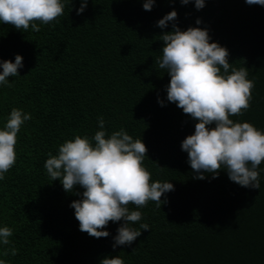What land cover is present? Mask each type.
I'll return each instance as SVG.
<instances>
[{
  "label": "trees",
  "instance_id": "obj_1",
  "mask_svg": "<svg viewBox=\"0 0 264 264\" xmlns=\"http://www.w3.org/2000/svg\"><path fill=\"white\" fill-rule=\"evenodd\" d=\"M61 3L62 16L47 25L35 22L39 32L0 22V62L23 58L19 76L8 78L12 86L0 85V130L12 108L32 117L17 134L16 163L0 180V227L13 229L11 244L0 252L18 249L0 259L100 264L119 256L124 264H264V162L257 169L259 189L230 181L224 169L216 178L194 179L181 142L194 133L196 121L167 101L170 77L156 62L163 47L159 36L171 31L172 22L157 26L165 14L175 10L182 31L207 28L210 42L227 48L229 63L248 69L247 79L254 81L249 109L230 118L264 132V6L205 0L196 10L192 2L156 0L146 11L143 0H87L77 15L81 0ZM98 117L106 135L123 128L140 138L151 182L174 186L162 195L168 202L160 208L153 201L139 209L129 205L142 213L132 226L146 223L149 230L115 249L113 237L123 221L108 223V237L80 231L70 204L82 198L77 193L83 189L65 192L44 168L47 154L56 155L66 140L94 136Z\"/></svg>",
  "mask_w": 264,
  "mask_h": 264
},
{
  "label": "clouds",
  "instance_id": "obj_2",
  "mask_svg": "<svg viewBox=\"0 0 264 264\" xmlns=\"http://www.w3.org/2000/svg\"><path fill=\"white\" fill-rule=\"evenodd\" d=\"M155 2L143 0V9L151 11ZM179 2L182 5L192 2L196 10L205 7V0ZM245 3L264 6V0ZM64 7L61 0H0V22L24 31L31 26L34 32H39L35 22L50 24L64 14ZM86 7L87 0H81L77 15ZM176 19L177 12L172 10L157 21L161 29L169 22L172 25L171 31L159 36L163 47L156 62L170 77L167 101L196 121L194 133L181 142V150L187 153V162L196 174L193 178L204 180L205 174L216 178L224 169L230 181L259 189L257 169L264 162V132L249 122L230 118L249 109L254 81L247 79L248 69L243 66L237 69L229 63L227 48L210 42L207 28L189 26L182 31ZM195 23L200 25L201 20ZM22 60L16 55L14 62H0V85L12 86L8 78L19 76ZM158 103L164 106L159 98ZM31 119V114L12 108L0 130V180L16 163L17 134ZM104 125L103 117H98L100 130L94 136L75 135L59 145L56 155L49 152L44 168L52 181L61 182L65 192H72L77 185L83 189L82 194L77 193L82 198L70 204L80 231L94 238L108 237L109 232L103 230L108 223L123 221L113 237L115 249L131 245L141 235V229L149 230L146 223H140L139 228L132 226L141 221L142 213L131 210L129 205L139 209L153 201L160 208L168 202L166 197L161 200L162 195L173 191L174 186L169 182H151V174L143 166L147 148L140 138L134 140L123 128L106 135ZM12 235L13 229L0 227V246L10 245ZM17 254L14 246L0 252L3 256ZM0 264L8 262L0 259ZM100 264H124V260L119 256L105 257Z\"/></svg>",
  "mask_w": 264,
  "mask_h": 264
}]
</instances>
